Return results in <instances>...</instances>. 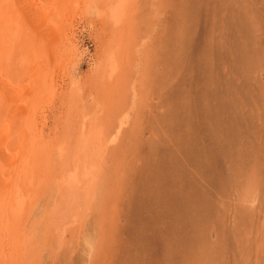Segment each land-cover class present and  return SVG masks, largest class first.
<instances>
[{"label": "rangeland", "instance_id": "374dc122", "mask_svg": "<svg viewBox=\"0 0 264 264\" xmlns=\"http://www.w3.org/2000/svg\"><path fill=\"white\" fill-rule=\"evenodd\" d=\"M135 4L123 75L106 90L94 69L113 24L78 18L84 55L60 81L77 99L74 132L96 152L99 109L112 120L103 188L85 229L62 246L50 238L32 264H264V0ZM58 104L46 113L53 135L69 113Z\"/></svg>", "mask_w": 264, "mask_h": 264}, {"label": "bare ground", "instance_id": "6f19581e", "mask_svg": "<svg viewBox=\"0 0 264 264\" xmlns=\"http://www.w3.org/2000/svg\"><path fill=\"white\" fill-rule=\"evenodd\" d=\"M135 1L0 0V264H32L33 250L41 251L50 238L62 246L71 231L85 229L103 188L100 172L105 154L102 157L99 147L108 142L102 129L108 119L101 117L106 113L99 106L104 114L94 120L102 138L96 152L74 132L71 121L77 99L70 95L72 87L60 80L67 73L71 78L72 67L84 55L78 18L93 14L101 24H113L116 41L109 43L102 66L94 69L100 86L108 88L109 78L125 67L121 45ZM60 101H67L69 113L66 124L53 135L47 130L46 113Z\"/></svg>", "mask_w": 264, "mask_h": 264}]
</instances>
